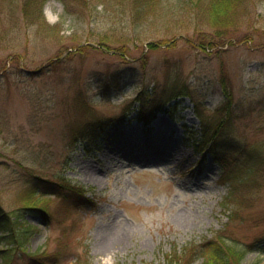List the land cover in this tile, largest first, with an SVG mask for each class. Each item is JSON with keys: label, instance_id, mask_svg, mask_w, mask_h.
I'll list each match as a JSON object with an SVG mask.
<instances>
[{"label": "rangeland", "instance_id": "rangeland-1", "mask_svg": "<svg viewBox=\"0 0 264 264\" xmlns=\"http://www.w3.org/2000/svg\"><path fill=\"white\" fill-rule=\"evenodd\" d=\"M194 2L0 0V204L17 211L38 175L32 200L51 219L27 215L36 230L12 264H164L220 229L264 235V179L224 199L219 165L188 143L197 113L224 103L222 78L236 137L264 138V0L222 35L202 21L210 0ZM144 90L163 101L149 125L133 105ZM87 121L100 134L74 144ZM70 187L92 202H64ZM256 262L264 250L242 264Z\"/></svg>", "mask_w": 264, "mask_h": 264}, {"label": "trees", "instance_id": "trees-1", "mask_svg": "<svg viewBox=\"0 0 264 264\" xmlns=\"http://www.w3.org/2000/svg\"><path fill=\"white\" fill-rule=\"evenodd\" d=\"M194 1L178 0V3L183 10H191L195 7ZM248 3L249 0H210L208 10H202L200 15L202 21L211 26L216 34L222 35L227 33L230 25L247 13ZM149 46L157 45L150 43ZM221 82L224 103L215 109L214 119H208L201 113H197L200 125L198 128L195 126L188 128L190 130L188 143L192 145L195 152L210 156L219 165L221 180L230 185L224 199H233L232 196L239 189H243L244 184L251 186L253 183L256 186L264 179V138L250 142L236 137L233 90L229 88L225 78H222ZM191 95L193 93L184 86L177 89L170 99H176L180 103L185 97ZM133 105L136 106V118L145 125H149L162 109L163 101L157 100L154 93L148 94L144 90L134 99ZM102 127L94 121L77 123L72 128L73 143L90 140L95 134H100ZM32 175L35 173L32 172ZM39 178L38 175L33 176L31 184L26 186L21 195L22 204L17 211L8 213L0 204V257L3 264H12L14 255L19 251H25L23 244L28 241L31 232L36 230V227L29 222L28 214H42L51 221L48 209L35 204L32 200V197L39 193L36 184V179ZM62 195L64 202H71L80 207L92 202L82 189L74 187H70V192ZM262 250H264V235L244 242L236 237L232 230L224 228L216 231L212 237H206L199 242L191 241L181 248L175 247L171 252L166 253L164 264H193L201 258L198 264H242L246 254ZM37 255L38 251L31 254L36 259Z\"/></svg>", "mask_w": 264, "mask_h": 264}]
</instances>
